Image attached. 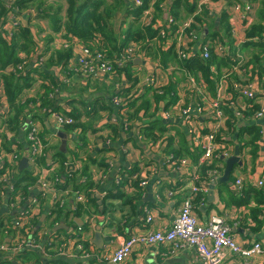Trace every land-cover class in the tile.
Masks as SVG:
<instances>
[{
  "label": "crops",
  "instance_id": "crops-1",
  "mask_svg": "<svg viewBox=\"0 0 264 264\" xmlns=\"http://www.w3.org/2000/svg\"><path fill=\"white\" fill-rule=\"evenodd\" d=\"M157 1L150 0L148 8H146L148 12L141 15L142 23L144 20L147 23H151L153 28H156L157 26L165 25L168 16H172L176 23H181L189 18H194V14L198 12L199 7L205 6L208 11L206 24L209 28L205 23L200 26L197 22H195L194 28L201 38L212 41L211 44L213 41H217L226 46L225 54L220 55L214 52L216 55L220 57L226 56L235 51L237 55L239 54L240 59L234 55L235 58L243 63L249 60L253 52L256 51L252 47H247L244 51H241L240 46L246 41L247 27L252 22L257 21L256 13L259 7V0H183V3L176 9L172 8L175 0H160L156 7ZM12 2L13 0L9 3L11 4ZM236 3L241 4L242 8L235 10L234 5ZM126 5H129V2ZM131 5L133 6L132 3ZM245 5L250 6L249 11L245 10ZM195 6V12L190 11V8ZM15 10L17 9L14 8L11 12L14 16L16 15ZM122 11L114 18L115 20L121 19ZM223 13L227 15L231 28V37L228 41L225 40L226 36L219 27L220 16ZM20 18L23 22L31 17L23 15ZM209 22L213 24L209 25ZM262 23L264 24V21ZM28 25L36 35L33 29L34 26H31L30 22ZM120 27L121 25L118 26L117 30H120ZM214 32H218L219 35L214 38L205 36L207 33L213 34ZM53 35L49 49L64 47V44L68 43L72 49L74 48L75 52L76 48L82 44L78 39H73L69 42L58 36V34ZM220 35L225 36V39H220ZM206 37L208 39H205ZM37 40L41 44L42 40L38 38ZM139 44L142 53L138 54L136 59L128 65L129 76L126 75V72L112 74L111 77L103 80H95L88 77L83 79L80 78L83 76H78L72 78L70 83L65 85L61 83L62 81H58L62 78L61 73L64 67L60 68L61 65H52L48 68V73L52 75L51 78L54 81H58V86H61L58 93L53 97L54 105L51 108L60 110L67 107L69 113L73 111L79 114V123L90 124V127L86 128L84 132H82L81 126L78 125L62 130L55 126L50 117L46 114L42 115V131L45 132L53 128V133L44 134L48 147H52V149L56 147L61 150L60 138L55 135V131L66 133V145L64 150H61L65 156L64 173H56L61 175V183L66 179L76 177L77 181L83 185L82 182H85L87 175L82 174V169L86 166V174L89 175L92 185L87 193L84 189L71 187V184L64 187L58 186L56 193L48 191L45 198H43L44 204L36 228L43 226L48 213L57 204L55 201L56 194L64 203L60 207L65 212L70 211V213L67 219H62L55 224V226L59 225L60 229L53 230L55 226L53 228L50 227V232L60 231L57 239L79 240L88 250V255L79 253L77 256H60L54 260H61L64 264H110L98 262L92 256V253H110L125 238L133 234L146 233L150 230H168L177 214L181 200L188 194L192 184L201 185L200 182H204L203 184H206L207 188L204 194V203L200 204L196 201L194 206V214L200 223L206 224L212 215L220 216L232 228L236 241L242 246L249 247L254 241H260L264 244V223L258 231L252 230L254 221L250 217V209L255 207L254 201L250 199L247 204L237 203L242 199L241 191L246 184L249 183L254 186L253 181L258 178L264 181V146H260L254 162L251 161L248 148H244L240 153L241 164H234L227 182L218 180L224 168V164L220 162L216 164L219 167L216 173H211L209 178L201 177L199 174V159L203 150L200 145L203 141L204 133L213 129L215 122L206 119L197 112H192L190 119L180 117V115L165 117L164 111L166 109L163 108V104H157L159 106L157 108L151 97L152 107L146 113L139 112L138 118L132 115V118H130V114H128V112H133L134 108L130 111L126 109V117H124L118 107L110 104V97L113 95L117 85L124 86L129 84L126 86L128 88L131 84L134 85L128 91H123L125 95L132 92L130 94L132 96L137 90V94H143L146 88L141 90L139 87L149 73L153 72L163 87L170 83L174 84V94L177 100L172 104H177L179 107L183 106L184 103H188L191 107L197 103L207 105V100L215 99L218 96V92L221 94L220 102L224 100L229 104L232 102L230 104L231 107H233L235 102H239L238 104L240 105H246L243 97L239 95L233 96L230 90H235L232 87V83L246 79V74L243 73L240 67L235 69L223 67L221 76L214 83L213 91L208 88L199 73L194 75V69L189 71L187 68H182L181 63L178 62L179 60L163 62L162 53L167 51V49L163 47L162 39H154L147 43L146 46L143 43ZM229 44L232 46L231 49ZM211 47L213 48V46ZM194 57L197 58L199 56L195 55ZM35 77L37 80L30 90L34 92L32 94H42L44 89L41 84L48 85L50 82L42 78L39 79L37 76ZM130 78L131 83L127 82ZM259 83L256 87V94L258 95L254 101L260 108L264 107V81L260 80ZM202 85L206 94L203 93ZM133 98H135V95L132 96ZM93 101H97V110L95 109L91 114L93 115L96 112V117L92 120L86 115L85 108H89L91 106L89 103ZM138 103L140 102L138 101ZM104 104H106V108H103ZM232 110L234 113L236 112L235 109L232 108ZM150 114L165 124L163 125L165 126L164 133H158L159 135L155 140L144 137L140 131L142 124L146 125L151 122L152 117H150ZM176 114L178 113L176 112ZM236 117L237 121L240 122L239 125L248 123L247 119ZM125 118L131 123L126 127L123 126ZM226 118V115L223 116L220 119V123H217L219 125L215 136L216 141L223 138L225 141L217 142L225 144L226 147H232L233 153L237 140L235 134L227 133ZM257 124L263 128V124ZM115 128L116 134L114 132ZM220 133L221 137H218ZM170 137L172 138L171 148L179 150L181 153L180 157L188 161L180 169H172L165 163V154L169 152L166 142ZM103 139H108L109 144H104L102 142ZM85 140L86 143L83 144ZM13 142L22 147L24 151L26 150L27 145L24 133H10L4 145L10 148ZM160 145L163 146L162 149L159 148ZM50 155L51 158L47 160L54 161L52 153ZM103 174L105 175L102 178ZM195 175L199 176V181L194 178ZM21 176V171H18L16 175L17 181L20 180ZM237 178L242 179L240 187L235 185ZM144 180L146 184L141 186L140 181ZM209 184H213L212 196L208 195ZM76 191L86 195V201L77 202L75 200ZM169 191H171V194L168 193ZM77 207H80V213L75 215L73 211ZM260 207L264 206L260 205ZM71 210L73 211L71 212ZM145 211L152 217L150 222L145 221ZM260 218H262V215ZM97 232L100 235V239H102L101 247H97L92 242ZM12 262L14 264H30L28 261H20L19 263L17 260H13ZM52 262H54L52 259L46 257L41 259V264H54ZM119 264H200V261L191 247L176 249L170 243H155L135 245L130 255ZM219 264H264V261L260 255L246 260L224 250V258Z\"/></svg>",
  "mask_w": 264,
  "mask_h": 264
},
{
  "label": "built area",
  "instance_id": "built-area-1",
  "mask_svg": "<svg viewBox=\"0 0 264 264\" xmlns=\"http://www.w3.org/2000/svg\"><path fill=\"white\" fill-rule=\"evenodd\" d=\"M142 3L141 0H132L133 6H138ZM241 9V4L236 3L234 9ZM246 11L250 10L249 5L244 6ZM147 9L143 10L142 14L147 13ZM24 13V12H23ZM34 11L31 8L30 11L26 10V15H33ZM9 16L8 23L2 25L0 21V28L7 31H11L20 19V15ZM18 19V20H17ZM144 24H149L143 20ZM194 19L189 18L176 23V20L172 16H168L165 25L157 26L158 37L154 39H162V44L165 49L173 48L177 58L179 60H188L192 57L199 56L201 58L209 57L210 51L213 46L214 52L217 54H225L226 46L210 40H204L200 37L197 30L192 26ZM253 40H258L255 37ZM264 41V35H263ZM68 43L64 44L67 47ZM42 47H36L34 51L29 54H21L22 61L17 65L7 66L3 72L13 73L20 72L29 67H37L43 65L45 57L41 53ZM141 46L139 43L130 42L119 53H113L112 56H107L104 50L96 47H90L88 45L81 44L76 48L73 54L68 59L64 70L61 73V83L69 84L71 79L78 76L88 77L95 80H103L111 77L117 71H120L130 65L138 54H141ZM193 54V55H192ZM239 68L238 65H234L231 69ZM243 71V70H242ZM243 73H245L243 71ZM246 79L234 81L232 83L233 88L238 92L239 96L245 98L255 99L257 93V84L259 78H249L247 72ZM250 79V80H249ZM48 83L51 88V92L47 97L49 100H53L54 95L58 93L60 87ZM131 83V81H127ZM47 85V84H46ZM129 84L117 85L114 89L113 95L110 97V104L114 107H118L122 111V116L126 117V103H128L132 96L136 95L134 92L132 96L130 94L124 95L121 89ZM151 87L155 92L162 93L163 85L158 81L156 75L150 72L148 77L141 84L139 89L141 90ZM202 85V90H203ZM0 91L3 92L0 87ZM218 92V91H217ZM203 93L206 92L203 90ZM32 92H28L26 97L22 98V101L26 100L28 96H31ZM221 94L218 92V96L215 99H208L207 105L197 103L191 107L188 103H184L179 107L177 104H171L164 116H177L191 118L192 112H197L206 119L215 122L214 128L205 132L203 135V141L201 142V149L203 153L199 159V165L211 164L216 158H227L232 154V147H226L225 144L216 141L215 132L218 128L217 123H220V119L225 116L224 112L220 108ZM25 98V99H24ZM0 99V114L5 115L8 112L7 104ZM232 104V102H230ZM239 102H235L233 109H235L236 116L241 118L257 120L264 117V107H260L253 115L246 118L244 117V111L246 105H240ZM41 115L46 114L57 126L69 127L76 126L80 122L79 119L74 118L68 113L67 107L60 110L52 109L51 107H40L38 109ZM176 112L178 114H176ZM130 121L125 118L123 126L130 125ZM261 128V146H264V124ZM23 128V129H22ZM21 128V132L24 133L26 141V150L24 151L17 143L13 142V145L9 148L4 145L6 139L0 137V168L3 171L0 173V226L3 230V235L6 237H0V257H7L10 260H17L16 254H20L26 250L37 251L41 257L55 259L60 256H77V254L88 255L86 246L79 240L68 238H54L50 227L40 226L37 227L38 219L42 212L41 200L45 198L48 191L56 193L57 188L61 181V175L56 173L58 167L57 162L48 161L49 148L48 143L44 142L40 136V132L43 130L41 120L33 119L28 116ZM4 127H0V133H2ZM141 137V136H140ZM104 144H109L108 139H103ZM156 143V142H155ZM158 143V142H157ZM159 148H163L162 145ZM22 157L27 158V166L24 169H28L32 176L35 177L34 181L27 185L26 191L16 186V175L19 169V161ZM166 165L172 169H180L187 164V159L177 157L173 153L168 152L165 154ZM46 159L45 164L41 163L40 159ZM19 169V170H18ZM23 170V169H22ZM218 170H213L212 173H216ZM69 175V174H67ZM105 174L102 175V178ZM194 178L199 181V176L195 175ZM193 178V179H194ZM200 184H192L188 194L181 200L177 214L172 221L171 227L168 230H150L146 233L133 234L128 238H125L112 252L100 254L93 252L92 256L98 262L119 264L123 262L132 252L133 247L138 244H163L170 243L174 248L191 247L194 249L196 256L198 257L200 264H219L224 258V250L236 254L244 259H249L253 256L260 255L264 261V244L260 241H254L251 246L244 247L239 244L233 233L232 228L226 223L224 218L216 215L209 217L206 224H202L196 218L194 214L195 202L200 204L204 203L206 193V184L200 182ZM146 181H140V185L143 186ZM255 187H261L264 184L263 179L258 178L253 181ZM235 185L240 187L242 185V179L237 178ZM171 194V191L168 192ZM75 200L77 202L86 201V195L76 191ZM55 201L59 206L64 203L60 197L55 194ZM74 209V208H73ZM146 212V222L152 220L151 215ZM47 227V228H45Z\"/></svg>",
  "mask_w": 264,
  "mask_h": 264
},
{
  "label": "trees",
  "instance_id": "trees-1",
  "mask_svg": "<svg viewBox=\"0 0 264 264\" xmlns=\"http://www.w3.org/2000/svg\"><path fill=\"white\" fill-rule=\"evenodd\" d=\"M34 0H13V2L5 3L4 0H0V21L2 25L8 23V14L15 9H23L31 6V3ZM142 3L138 6H132V0H66V10L64 17L60 15L62 10L61 6L55 8L53 11L47 9H41L40 4H36L38 8V16L46 18L50 22V28L52 33L58 34L66 41H71L73 39H78L84 45L90 47H96L98 49L104 50L107 56H112L113 53H119L124 47H126L130 42L143 43L145 46L154 38L158 37V28H153L152 24H143L141 22V15L143 10L148 8L150 0H141ZM160 0L157 1V4ZM129 2V5H126ZM131 2V3H130ZM183 3V0H175L172 4V8L176 9ZM121 12V21L122 26L120 30L115 31L113 26V20ZM196 6L190 8V11L195 12ZM175 14V12H174ZM208 16V11L205 6H200L198 12L194 14V23L192 24L195 27V22L199 25L206 24V18ZM30 18V17H29ZM257 21L252 22L246 29V41L240 46L242 48L252 47L255 52H253L252 57L249 60L238 61L234 56V51L232 54L226 56L216 55L212 50L210 51L209 57L207 58H195L192 57L188 60H179L173 48L167 49L162 53V60L166 63L168 60H174L181 63L182 68H187L189 71H193L194 75L199 73L202 79L208 85L210 90L214 89V83L222 74L223 67L230 68L234 65H238L245 74L249 73V78L257 77L259 80L264 77V0H259V7L256 13ZM30 19L24 20L17 23L12 27L11 31H7L3 28H0V86H2L4 101L7 104L8 112L5 115L0 114V127L3 126L4 130L0 133V137L7 140V137L10 133L17 134L21 132V128L28 118V116L33 117V119H42V115L38 111L40 107H51L54 105L52 100H49L47 95L51 91V88L46 84H41L43 87V92L32 94L28 96L26 100L22 101L21 94L26 91L30 92L34 82L37 80L35 76L39 79L48 80L52 85L57 86V81L51 78V74L48 73V68L52 65H61L60 68H65L68 59L73 54V49L71 45L68 44L67 47H60L49 49V45L53 40L52 35H47L46 42L41 45L32 29L29 27L28 23ZM219 27L226 36H219L220 39L230 40L231 32L230 25L228 23V17L225 13L220 16ZM213 24L209 22V25ZM197 27V26H196ZM208 27V26H207ZM209 28V27H208ZM204 33V32H203ZM205 34V33H204ZM218 32L213 34L207 33L205 36H210L208 38L216 37ZM255 37L258 40H253ZM207 37L205 39H208ZM213 40V39H212ZM226 41V42H227ZM46 44V45H45ZM231 44V42H230ZM229 44V45H230ZM42 47L41 53H43L45 60L43 65L37 67H29L20 72L5 73L3 70L9 65H17L22 61L21 54L29 55L31 54L36 47ZM232 46L230 45V49ZM45 66V67H43ZM125 73L129 76L130 72L128 66L124 69L117 71L116 73ZM248 75V74H246ZM123 76H125L123 74ZM126 77V76H125ZM128 78V77H127ZM131 80V78L129 79ZM134 85L131 84L128 87L121 89L123 91H128ZM232 95H239L236 90L230 89ZM214 91V90H213ZM175 88L174 84L170 83L167 86L162 87V93L155 92L151 87H147L143 94L135 95V98L131 99L128 103L125 104L127 111L134 108L133 112H128L135 118H138L139 112L146 113L152 107L150 97L152 101L157 105L163 104V108L167 109L172 103L177 100V97L174 94ZM125 95V94H124ZM148 95V96H147ZM233 99V98H232ZM246 108L244 117L248 118L254 114L259 106L255 103L253 98H245ZM140 102L137 104V102ZM97 101L89 103L91 105L89 108H85L86 115H88L92 120L96 117V112L91 115L95 109L97 110ZM137 104V105H136ZM231 104V103H230ZM226 100L222 101L220 108L226 115V128L227 133L235 134V138L240 147V153L244 148H248V154L251 158V161L254 162L257 154L259 152L261 141V127L257 122L248 120V123L239 125L240 122L237 121V117L232 110V107ZM156 106L157 108L159 106ZM99 106V105H98ZM102 106V105H101ZM103 108H106L104 104ZM69 113V112H68ZM154 113V112H153ZM74 118L78 119L79 114L75 112H70ZM151 122L146 125L142 124L140 131L143 133L144 137H149L153 140L157 139L158 133H164L165 124L157 118H154L150 114ZM78 126H81L82 132L86 128L90 127V124H81L77 123ZM73 127V126H69ZM69 127H66L68 129ZM116 134V128L114 129ZM218 137H221V133L218 134ZM43 141L46 142L45 137ZM217 141H225L223 138L218 139ZM172 138L167 139L168 151L173 153L175 156L180 157L181 153L179 150H174L171 148ZM86 143V140L83 141V144ZM52 149V147H50ZM53 150L54 161L57 162L58 167L56 172L61 174L64 173V161L65 156L64 152L57 149L56 147ZM52 153V152H51ZM198 156V155H197ZM53 158V157H52ZM41 163L46 162V159L41 158ZM217 162L224 164L222 158H216L211 164H202L199 168V174L201 177L209 178L213 170H218ZM86 166L82 169V174L87 175L83 185L81 182L77 181L76 177H71L66 179L63 183L59 184V187H64L68 184H71V187L77 189H84L87 193L88 189L92 186L89 180V175L86 174ZM220 170V169H219ZM3 171L0 168V173ZM21 178L17 181L16 186L22 188L26 191L27 185H30L34 181V177L28 169L21 170ZM81 186V187H80ZM242 199H240L238 204H247L250 199L255 203V207L250 209V217L254 221V226L252 227L253 231H258L264 223V185L261 187H255L252 184H246L242 188ZM244 196V197H243ZM43 200H41V206L43 207ZM80 207H77L73 211L75 215L80 213ZM69 212H65L63 208L56 204L54 208L48 213L44 225H48L53 228L56 223L62 219H67ZM262 215V218L260 216ZM57 232H52L54 238L58 237ZM0 237L6 238L3 235V230L0 226ZM87 244V243H86ZM16 259L20 261H28L30 264H41V257L37 251L26 250L20 254L15 255ZM54 264H64L61 260H54ZM0 264H14L12 260L7 257H0Z\"/></svg>",
  "mask_w": 264,
  "mask_h": 264
},
{
  "label": "rangeland",
  "instance_id": "rangeland-1",
  "mask_svg": "<svg viewBox=\"0 0 264 264\" xmlns=\"http://www.w3.org/2000/svg\"><path fill=\"white\" fill-rule=\"evenodd\" d=\"M10 1H12V0H4V2L5 3H9ZM36 4H40V8L41 9H47V10H49V11H53L55 8H57V7H59V6H61V8H62V10H61V13H60V15L62 16V18H63V14H65V10H66V0H34L32 3H31V6H28L27 8H23V9H17V10H15V14L16 15H20V16H23V15H26L25 13H26V10H28V11H30V9L32 8L33 9V11H34V13H33V15H28L29 17H31L30 18V25L31 26H34L33 27V29L35 30V33H36V36H37V38L40 40H42V42H41V45H43L45 42H46V37H47V35L48 34H51V35H53V34H55V35H57L56 33H52V31H51V26H50V22H49V20H47L46 18H42V17H40V16H38V8H37V6H35ZM13 11V10H12ZM24 12V13H23ZM8 16L10 17V18H12V16H11V12L8 14ZM21 19V18H20ZM18 20V19H17ZM22 20V19H21ZM21 20H19V22H21ZM18 22V23H19ZM23 23H25V21L23 22ZM119 25H121L122 26V21H121V19L120 20H113V26H114V28H115V31H118L117 30V28H118V26ZM42 37H44V38H42ZM53 37H54V35H53ZM46 45V44H45ZM240 50L241 51H244L245 50V48H242V47H240ZM237 52H235L234 51V55L238 58V59H240V57H239V54L237 55L236 54ZM80 78H83V79H85V77H80ZM129 81H131V80H129ZM132 82V81H131ZM63 84H65V83H63ZM66 85V84H65ZM35 86V85H34ZM1 88H2V86H0ZM60 88H61V86H59ZM233 87V86H232ZM31 92H33V91H31ZM34 93V92H33ZM2 95H3V92H1L0 91V99H2ZM22 96H21V99L23 98V97H26L27 95H28V91H26L25 93H22L21 94ZM84 98V97H83ZM25 99V98H24ZM56 127H58L59 129H66V127H62V126H57V125H55ZM67 130V129H66ZM50 133H53V128H51V129H49V130H46L45 132H43V131H41L40 132V136H41V138L43 139V137H44V134H50ZM52 138H54V137H52ZM49 148V147H48ZM49 154H51V152H52V157H53V159H55L54 158V156H53V150L52 149H50L49 148ZM23 188V187H22ZM22 188H18L17 190H20V189H22Z\"/></svg>",
  "mask_w": 264,
  "mask_h": 264
},
{
  "label": "water",
  "instance_id": "water-1",
  "mask_svg": "<svg viewBox=\"0 0 264 264\" xmlns=\"http://www.w3.org/2000/svg\"><path fill=\"white\" fill-rule=\"evenodd\" d=\"M257 123L264 124V117L259 119V120H257ZM55 135H57L60 138V149L64 150L65 145H66V133L57 130V131H55ZM50 156L51 155L48 154V158H51ZM222 159L224 160V168H223V171H222V175H221V177H219L218 180L219 181H223V182H227L229 180V176L231 174V171L233 169L234 164H236V163L237 164H241V161H240V147H239L237 142L235 143L233 153L229 157L222 158ZM26 166H27V158L26 157H22L20 159V161H19V169H24ZM208 187H209L208 195L212 196V194H213V184H209ZM60 228L61 227L58 225V226H55L53 228V230H58ZM92 242L97 247H101L102 246V239H100V235H99L98 232L95 233L94 239L92 240Z\"/></svg>",
  "mask_w": 264,
  "mask_h": 264
}]
</instances>
